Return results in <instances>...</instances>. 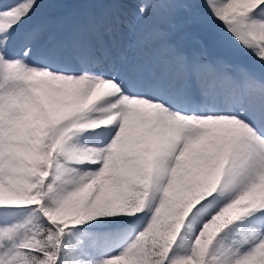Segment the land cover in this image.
<instances>
[{
	"label": "snow or ice",
	"instance_id": "6c2138e0",
	"mask_svg": "<svg viewBox=\"0 0 264 264\" xmlns=\"http://www.w3.org/2000/svg\"><path fill=\"white\" fill-rule=\"evenodd\" d=\"M0 264H264V0H0Z\"/></svg>",
	"mask_w": 264,
	"mask_h": 264
},
{
	"label": "trees",
	"instance_id": "16d2710c",
	"mask_svg": "<svg viewBox=\"0 0 264 264\" xmlns=\"http://www.w3.org/2000/svg\"><path fill=\"white\" fill-rule=\"evenodd\" d=\"M202 41L205 44V46H207L208 41H207V37L206 36L205 37H202Z\"/></svg>",
	"mask_w": 264,
	"mask_h": 264
},
{
	"label": "rangeland",
	"instance_id": "374dc122",
	"mask_svg": "<svg viewBox=\"0 0 264 264\" xmlns=\"http://www.w3.org/2000/svg\"><path fill=\"white\" fill-rule=\"evenodd\" d=\"M6 1H9L8 3H14L15 0H6Z\"/></svg>",
	"mask_w": 264,
	"mask_h": 264
}]
</instances>
